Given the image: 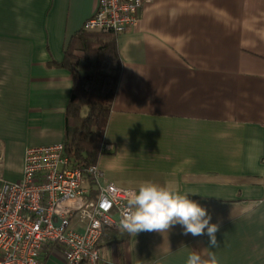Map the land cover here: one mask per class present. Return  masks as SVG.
Returning a JSON list of instances; mask_svg holds the SVG:
<instances>
[{"label": "crops", "instance_id": "0c3cea01", "mask_svg": "<svg viewBox=\"0 0 264 264\" xmlns=\"http://www.w3.org/2000/svg\"><path fill=\"white\" fill-rule=\"evenodd\" d=\"M96 0H0V170L64 140L72 73L56 65ZM121 70L96 163L104 182H176L218 224L209 237L105 226L98 264H264V0H150L116 33ZM83 55L82 52H77ZM39 264H64L51 245Z\"/></svg>", "mask_w": 264, "mask_h": 264}, {"label": "built area", "instance_id": "2783aa9c", "mask_svg": "<svg viewBox=\"0 0 264 264\" xmlns=\"http://www.w3.org/2000/svg\"><path fill=\"white\" fill-rule=\"evenodd\" d=\"M146 1L96 0L82 27L121 32L137 23ZM102 177L97 163L70 165L63 141L27 146L18 179L0 170V264H39L51 245L64 264H98L103 228L118 226L133 189Z\"/></svg>", "mask_w": 264, "mask_h": 264}, {"label": "trees", "instance_id": "16d2710c", "mask_svg": "<svg viewBox=\"0 0 264 264\" xmlns=\"http://www.w3.org/2000/svg\"><path fill=\"white\" fill-rule=\"evenodd\" d=\"M116 35L111 30L82 27L56 63L69 69L73 77L65 107L64 153L70 165L83 170L105 151V129L121 70ZM88 185L93 187L91 182Z\"/></svg>", "mask_w": 264, "mask_h": 264}, {"label": "clouds", "instance_id": "9594fccd", "mask_svg": "<svg viewBox=\"0 0 264 264\" xmlns=\"http://www.w3.org/2000/svg\"><path fill=\"white\" fill-rule=\"evenodd\" d=\"M212 217L197 201L189 199L187 192H181L174 181L159 183L145 180L127 191L126 206L122 209L118 228L137 234L141 231L168 232L180 225L183 234L193 237L207 235L210 249L216 248L218 224L210 223ZM186 264H218L214 252L207 261L196 252L188 255Z\"/></svg>", "mask_w": 264, "mask_h": 264}, {"label": "water", "instance_id": "95a60500", "mask_svg": "<svg viewBox=\"0 0 264 264\" xmlns=\"http://www.w3.org/2000/svg\"><path fill=\"white\" fill-rule=\"evenodd\" d=\"M95 5H96V2H91L89 4V6L87 7V11L85 13V19L92 14V12L94 11Z\"/></svg>", "mask_w": 264, "mask_h": 264}]
</instances>
